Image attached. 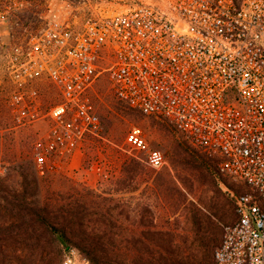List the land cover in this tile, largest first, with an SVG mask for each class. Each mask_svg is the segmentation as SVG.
<instances>
[{"label": "built area", "instance_id": "2783aa9c", "mask_svg": "<svg viewBox=\"0 0 264 264\" xmlns=\"http://www.w3.org/2000/svg\"><path fill=\"white\" fill-rule=\"evenodd\" d=\"M12 73L17 122L51 120L33 145L41 174L100 132L92 91L108 74L119 99L167 119L216 157L221 174L248 187L236 196L238 218L224 225L215 264H264V0L139 1L81 25L54 12ZM44 78L61 95L47 110L37 86ZM126 141L153 169L167 165L141 126ZM61 264L96 263L71 245Z\"/></svg>", "mask_w": 264, "mask_h": 264}, {"label": "rangeland", "instance_id": "374dc122", "mask_svg": "<svg viewBox=\"0 0 264 264\" xmlns=\"http://www.w3.org/2000/svg\"><path fill=\"white\" fill-rule=\"evenodd\" d=\"M139 1L168 2L0 0V176L10 188L22 191L23 169L35 173L41 181V196L59 213L69 214L70 234L65 242L31 240L38 252L47 246L36 264H61L67 244L92 254L100 264H199L212 237L209 258L215 264L214 252L224 225L238 218L236 196L248 187L221 174L216 157L192 145L167 119L145 114L119 99L108 74L101 76L92 91L101 118L100 132L88 134L62 167L45 174L38 170L33 145L49 132L51 120L17 122L10 103L17 87L12 65L24 57L32 38L41 33L54 12L81 25L91 15L114 14ZM37 86L44 110L61 100L49 79L40 80ZM135 125L143 128L153 147L166 154L168 163L161 170L150 167L127 143ZM193 154L220 181L202 177L191 168ZM178 157L187 163L176 166ZM5 245L12 255L6 261L0 257V264H25L28 249L21 239L5 241Z\"/></svg>", "mask_w": 264, "mask_h": 264}, {"label": "trees", "instance_id": "16d2710c", "mask_svg": "<svg viewBox=\"0 0 264 264\" xmlns=\"http://www.w3.org/2000/svg\"><path fill=\"white\" fill-rule=\"evenodd\" d=\"M21 22L23 23V19ZM15 26L17 25L13 24L12 27L17 28ZM193 157L194 159H190L192 161L190 165L193 166L191 168L198 170L202 177L208 179L211 176V179L213 177L215 181H220L216 172L210 170L198 155ZM184 162L187 163L179 157L174 160L176 166L185 164ZM22 173L24 174V189L22 191L10 188L6 185L5 179L0 176V246L2 247L0 257L6 261L12 255L8 251L10 246L6 247L5 241H16L19 238L23 241L25 248L28 249L25 264H36L37 256L47 246L43 245L38 252L35 245L31 244L33 243L31 240L45 239V241L51 242V239H55L59 243L65 242L67 235L70 234L66 222L69 219V214L59 213L51 202L41 196V181L35 173L29 172L27 169H23ZM59 220L63 221L60 222ZM60 224L64 226H60ZM212 241H215L214 237L208 241L205 255L199 264H212V260L209 258ZM68 246L69 244H67ZM91 257L96 264L101 263L92 254Z\"/></svg>", "mask_w": 264, "mask_h": 264}]
</instances>
